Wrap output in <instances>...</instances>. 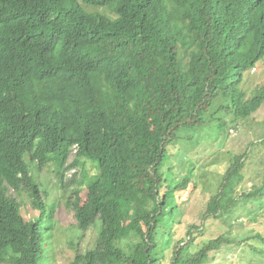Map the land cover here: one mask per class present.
Instances as JSON below:
<instances>
[{"label":"trees","instance_id":"16d2710c","mask_svg":"<svg viewBox=\"0 0 264 264\" xmlns=\"http://www.w3.org/2000/svg\"><path fill=\"white\" fill-rule=\"evenodd\" d=\"M82 1L115 15L78 0H0V263L50 264L54 205L43 202L30 165L72 149L70 167L83 168L77 183L87 187L83 203L78 187L67 199L72 226L97 233L91 248L74 247L71 264H163L176 192L190 183L162 178L166 147L226 125L221 117L234 127L264 102V86L250 97L239 88L244 72L264 59V0ZM79 156L96 172L87 175ZM242 158L232 157L202 221L260 216L264 175L233 195ZM21 187L38 211L32 219L9 193ZM205 228L188 227L187 239L171 246L170 264H205L210 251L238 245L220 235L198 246ZM242 241L264 256V238Z\"/></svg>","mask_w":264,"mask_h":264},{"label":"rangeland","instance_id":"374dc122","mask_svg":"<svg viewBox=\"0 0 264 264\" xmlns=\"http://www.w3.org/2000/svg\"><path fill=\"white\" fill-rule=\"evenodd\" d=\"M78 1L87 10L97 11L107 17H114L115 15L110 7H87L82 0ZM260 86H264V59L258 61L254 69L245 71L239 84L240 90L242 89L245 94L247 93L248 97L253 94L254 89ZM221 116L224 114H217L216 118ZM225 116L229 119L231 117L230 115ZM221 118L224 119L226 125L220 124L221 126L212 127L207 134L200 131L198 135H192L190 139L184 140L175 148L166 147L159 169L162 178L177 182L185 176L190 177L187 189L176 192V199L174 195L175 202L180 204L170 225L171 246L177 239L182 241L187 239L189 226L203 222L206 228L196 239L198 246L202 245V240L216 238L220 235L224 239L228 238L238 244L224 248L218 254L210 251L209 255L212 257V261L209 262L208 255L205 264H264V256L258 257L249 249L247 243L242 241L247 236L264 238V208L257 211L260 214L258 218H249L251 215L245 211L244 215L241 214L242 212H238L229 215L228 218L225 213L216 214V217L209 215L207 219L202 221L208 198L218 192L219 184L225 176L226 169L233 164L230 162L235 154H243L244 162L240 171L243 178L235 183L233 195H238L241 190H248L252 184H260L264 175V144L259 142L264 140V102L250 117L238 120L236 122L238 125L235 124L234 127L231 124L234 122L231 120L227 122L225 117ZM230 128H234V130L229 131ZM180 131L181 129L179 133L185 136ZM74 154L75 150L71 149L65 158L60 155H51L41 167H37L34 163L30 165L32 166L31 172H34L39 185L43 202L54 205L53 217L50 218L49 242L47 241V246L51 248L50 264H71L75 253L74 247L79 252L91 248L97 233L96 226L87 231H80V233L78 230H74L72 226L75 222L74 211L67 205V199L72 196V191L77 187L80 190L81 203L85 201L87 194V187L77 183L82 179L83 168L79 165L70 167ZM78 158L84 164L87 175L96 172L94 162L82 156ZM60 167H62L63 187L62 184L60 185L59 174H57ZM9 193L21 203L22 214L25 219H32L38 214L37 209L31 205L25 187H21L18 191L10 189ZM251 208L256 209L252 206ZM46 212L49 213L48 210ZM45 220L47 221V218ZM96 223L99 228V221ZM228 223H232L233 226ZM134 241V237L130 238L129 246ZM248 241L257 242L254 239ZM171 246L163 251V264H170ZM124 247L126 246L124 245Z\"/></svg>","mask_w":264,"mask_h":264},{"label":"clouds","instance_id":"9594fccd","mask_svg":"<svg viewBox=\"0 0 264 264\" xmlns=\"http://www.w3.org/2000/svg\"><path fill=\"white\" fill-rule=\"evenodd\" d=\"M254 69V68H253Z\"/></svg>","mask_w":264,"mask_h":264}]
</instances>
